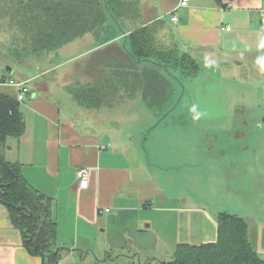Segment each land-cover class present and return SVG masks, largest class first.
<instances>
[{"label": "crops", "instance_id": "obj_1", "mask_svg": "<svg viewBox=\"0 0 264 264\" xmlns=\"http://www.w3.org/2000/svg\"><path fill=\"white\" fill-rule=\"evenodd\" d=\"M178 2L128 0L121 6L117 19L107 10L106 25L57 49L64 59L57 62L55 70L69 68L82 58L87 64L91 60L89 64L98 62L100 71L109 69L99 74L97 83L88 85L94 86L107 81L113 70L140 72L153 66L149 61L134 59L127 36L137 28L157 24L158 42L187 53L199 68L195 75L174 67L160 68L172 88L162 107H149L139 92L130 96L122 88L113 89L111 99L87 104L75 102L73 93L62 88L49 89L52 96L34 91L23 104L25 109L21 106L25 129L9 145L7 150H15V154L8 159L20 162L28 182L53 201L56 246L61 253L57 264H118L120 256L127 264H139L146 259L168 261L171 259L166 258L178 244L214 242L216 215H237L228 212L227 206L248 209L250 205L248 195L241 193H247L242 177L249 170L240 169L238 174L242 177H237L234 188L230 187L227 175H234L228 167L234 169L236 160H246V156L236 152L231 155L220 147L213 156L222 161L212 159L215 166L209 170L207 165L212 161H204L208 156L204 142L177 123L166 121L164 116L177 107L192 110L193 105L179 106L189 89L187 80L225 77L218 73L226 66H233L235 73L252 59L260 84L257 90L262 93L264 0H189L186 7H178ZM173 12L176 22L171 20ZM224 26L229 29H223ZM121 58L127 61L122 62ZM173 80L177 83L175 99ZM227 86L218 83V92L235 95L237 91ZM117 99L120 102L113 104ZM138 99L143 104H138ZM149 108L155 114L163 113L164 118L154 117L147 122L143 113ZM209 146L213 143L209 142ZM81 167L89 171L86 187L77 183L76 170ZM95 230L112 233L100 245L105 236L96 235ZM0 264H41V257L24 246L20 230L13 225L2 203Z\"/></svg>", "mask_w": 264, "mask_h": 264}, {"label": "trees", "instance_id": "obj_2", "mask_svg": "<svg viewBox=\"0 0 264 264\" xmlns=\"http://www.w3.org/2000/svg\"><path fill=\"white\" fill-rule=\"evenodd\" d=\"M5 4L11 20L25 30L22 48L12 51L14 61H20L28 54L38 56L41 52L56 50L85 33H94L97 27L106 23L109 5L121 6L124 3L121 0H8ZM156 25L137 28L127 36L134 59L149 61L153 66L140 72L113 70L102 84L83 87L80 91L73 88L71 92L76 99L82 104L88 101L102 103L104 99H111L113 89L122 88L130 96L139 92L149 107H162L169 100L172 88L161 69L174 67L195 75L199 68L187 53L157 42ZM157 47L161 48L160 55H157ZM5 81L2 74L0 83ZM24 129V115L15 90L0 86V145L9 138L18 139ZM21 165L0 154V203L6 207L13 225L20 230L28 251L39 255L41 264H57L61 253L56 246L53 201L28 182ZM216 223L217 238L214 242L178 244L171 260L156 262L146 259L140 264H264V258L249 238L248 223L243 217L222 212L216 215Z\"/></svg>", "mask_w": 264, "mask_h": 264}, {"label": "rangeland", "instance_id": "obj_3", "mask_svg": "<svg viewBox=\"0 0 264 264\" xmlns=\"http://www.w3.org/2000/svg\"><path fill=\"white\" fill-rule=\"evenodd\" d=\"M7 1L0 0V75H8V77H5L6 81L21 83L28 89L24 99L19 101L22 109H25L23 104L29 100L30 95L34 91H45L51 96V90L48 91L49 89L61 90L62 88L66 89L68 93H71L73 88L80 91L83 87L97 83L100 80L99 74L103 73V71H109V69L100 71L101 65L98 62L89 64L93 62L91 60L87 64L84 58L72 64L69 68H62L61 71L55 70L57 62L64 59L63 53L61 51V53H57V49L41 52L38 56L28 54L23 60L14 61L12 51L13 49L20 50L22 48L20 46L23 45L21 40L23 36L25 37V30L18 28L16 21L11 20L10 16H8L9 13L6 12L7 5L5 4ZM121 2L125 5L128 0H122ZM123 5L121 6L123 7ZM128 5H130L128 8L132 9L133 2H129ZM121 6L110 4L109 7L107 5L110 8L107 10L117 19ZM125 15L127 16V14ZM156 41L158 42V39ZM24 47L28 48V45H24ZM157 51V55H160L161 48L157 47ZM1 58H4V60ZM98 58L95 57L96 60ZM121 59L120 61L122 62L127 61L124 58ZM232 68L234 67L226 66L224 71L221 70L222 73H218V75L221 74L225 77L215 78L210 81H203L201 77L187 80L186 86L189 89L183 95L179 106L193 105L192 110L177 107V109H173L164 117H166V121L177 123L183 130L187 129L192 136L198 137L204 142L205 147L208 149L206 152L208 156L204 161H212V163H209L210 165H207L210 168L209 170L215 166L212 159H220L222 161V158L213 156V153L217 155L220 147H224L227 153H231V155L236 152L238 156H246V160H236L234 169L229 166L228 170L235 174L227 173V175L231 182L230 187L234 188L238 183L236 182L237 177H242V174H238L240 169L245 167L249 170L248 174L242 177V184L248 187L247 193L246 191L241 193L248 195L246 199L250 205L246 207L248 209H239L229 205L226 210L228 212L232 211L239 216L241 214V217L247 221L249 238L258 254L264 258V90L262 89V93L259 89L257 90L260 84L256 81L254 75L256 73L253 59L245 62L244 66L240 70L235 71V73H232ZM55 75L58 76V79H56ZM71 75L76 76L71 77ZM71 78L83 81L74 82V79ZM218 83H227L229 89L237 92L233 96L219 93L217 90ZM173 84L176 86L175 99L177 96L176 81L173 80ZM205 84L211 87H204ZM72 96L74 101L77 102L76 97L73 94ZM118 100L113 101V104L119 103L120 101L118 102ZM137 102L138 104H140L139 102L143 104L140 99ZM153 111L154 109L149 108L148 112L143 113L147 122L154 119V117L156 119L157 117H162L163 113L155 114ZM242 137L244 138L242 139ZM13 140L15 139L9 138L6 143L0 145V154H3L8 161H10L8 158L13 159L15 154V150L13 152L7 150ZM209 142L213 143L212 147L209 146ZM23 171L25 170L23 169ZM211 210V207L207 209L208 212H211ZM95 233L98 236H105L99 241V244L102 245L112 232L106 231V234H104L95 230ZM117 253L114 252L115 257L118 256ZM172 254L170 257L167 256L168 258L166 259H172ZM142 258L144 260V257ZM116 263L127 264L126 259L121 256Z\"/></svg>", "mask_w": 264, "mask_h": 264}, {"label": "built area", "instance_id": "obj_4", "mask_svg": "<svg viewBox=\"0 0 264 264\" xmlns=\"http://www.w3.org/2000/svg\"><path fill=\"white\" fill-rule=\"evenodd\" d=\"M189 0H179L178 7H186L188 5ZM177 8V7H176ZM175 12V11H174ZM172 13L171 20L173 22L177 21V17L175 13ZM261 21L264 24V12L261 14ZM223 29H229V26H224ZM0 86H9L12 87L15 90L16 97L18 101H21L24 99L26 93L28 92V89L23 86L21 83H16L13 81H5L0 83ZM76 178L78 180V185L81 187H86L88 178H89V171L86 167H81L76 170ZM108 208H105V211H108Z\"/></svg>", "mask_w": 264, "mask_h": 264}, {"label": "water", "instance_id": "obj_5", "mask_svg": "<svg viewBox=\"0 0 264 264\" xmlns=\"http://www.w3.org/2000/svg\"><path fill=\"white\" fill-rule=\"evenodd\" d=\"M10 70V69H9Z\"/></svg>", "mask_w": 264, "mask_h": 264}]
</instances>
